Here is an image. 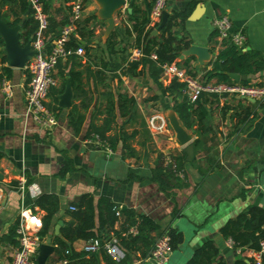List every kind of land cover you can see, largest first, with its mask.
I'll use <instances>...</instances> for the list:
<instances>
[{
    "label": "crops",
    "instance_id": "crops-1",
    "mask_svg": "<svg viewBox=\"0 0 264 264\" xmlns=\"http://www.w3.org/2000/svg\"><path fill=\"white\" fill-rule=\"evenodd\" d=\"M73 1L66 3V8H61L60 1L53 0L47 22L49 16L55 20L65 17L68 21L69 5ZM149 1L125 0L124 6L114 13L112 31L119 26L121 19L126 20L127 7L130 12L132 7L147 11ZM83 2L79 20L94 15L96 11L91 0ZM187 5H192L191 11L196 5L203 6L198 19H185L183 31L191 44L209 49L210 60L221 47L217 36L211 35L215 32L212 20L220 15L227 16L232 32L240 31L244 35V48L239 49L254 50L264 59V0H167L164 10L170 13ZM4 10V7L0 8V13ZM7 19L10 21L12 18L8 16ZM93 23L94 40L103 43L98 37L104 25L98 18ZM75 35L77 37L76 31ZM132 40L133 35L125 36L121 45L116 46L125 45L129 61L134 47L129 48L127 43L131 44ZM95 43L87 52L73 53L75 56L64 58L55 66L53 75L56 82L49 87L43 102L55 117V124L50 127L37 124L25 112L23 87L26 72L23 68L8 66L3 43L0 46V68H9L8 77L0 69V81L6 79L11 85L9 95L0 91V264L6 263L14 248L1 236L11 227L15 228L20 209L37 213L42 223L45 210L35 203L40 195H53L56 199L48 232L43 236L44 241L50 237L53 246L45 264H52L56 246L53 237L59 234L63 223L71 220L69 207L83 194L91 195L94 202L105 196L114 204L117 220L111 230H100L108 239H115L113 231L121 232L122 210H132L137 221L138 216L149 218L163 234H167L168 228L180 232L181 241L171 250L164 264H185L193 250L205 240L214 243L225 264H233L241 257L252 258V251H236L228 245L219 228L247 205L264 209V97L242 99L235 94H225L213 100L202 124L197 126L194 120L191 128L187 129L192 134L191 144L195 139L198 142L196 146L192 144V157L186 161L184 147L176 146L170 127L160 134L151 135L145 126L146 116L162 109L165 98L159 94L157 84L149 78L147 71L143 70L138 75L127 74L126 64L121 60L122 53L119 57H108L104 47L95 46ZM177 60L181 61L178 57ZM193 61L194 57L189 61V68L199 79L210 68L209 61L203 66L194 65ZM117 62L121 67L110 70L109 66ZM69 71L74 73V88L70 84ZM160 77L159 73L157 81L166 86L168 83L162 82ZM250 77V84L259 82L264 86V65ZM62 83V91L58 92ZM66 83L71 91L70 104L61 107L58 96ZM106 92H111L114 98L117 93H126L136 102V114L127 120L126 116L119 115L116 98L113 101L115 117L106 134H115L125 140L122 147L118 139L113 150L94 142V136L86 137L91 123H101ZM225 105L228 108L224 112L222 107ZM247 109L251 111V117L247 116L245 120L250 119L241 123L242 112ZM71 113L81 116L76 131L70 124ZM181 156L182 164L175 165L174 158ZM63 167L66 169L60 173ZM155 174L167 176V179L160 180ZM19 180H23L22 191L17 187ZM165 181L179 186L161 187ZM57 221L61 224L58 233L54 234ZM130 228L134 229L131 234H135L136 227H128L127 232ZM148 233L155 234L153 231ZM84 242L75 239L68 245L72 251L78 252L82 251ZM103 252L102 248L92 252L94 264L105 263ZM126 264L156 263L140 258L135 252L130 254Z\"/></svg>",
    "mask_w": 264,
    "mask_h": 264
},
{
    "label": "trees",
    "instance_id": "trees-1",
    "mask_svg": "<svg viewBox=\"0 0 264 264\" xmlns=\"http://www.w3.org/2000/svg\"><path fill=\"white\" fill-rule=\"evenodd\" d=\"M44 12L48 13L51 8V2L53 0H39ZM61 8H66V3L71 0H59ZM85 0H82V2ZM84 3V2H83ZM153 0L149 1L148 10L151 8ZM5 8L4 12L0 13V18L4 20L8 25L12 26L17 24L20 20L22 24L19 32V43L22 45L27 40H31V36L34 33L37 23L32 18V11L25 0H0V8ZM192 5H187L185 8L167 13L166 19L161 26L158 35L147 38L149 32L153 29V26L149 25V18L146 10H141L132 7L130 13L126 14V20L121 19L118 27L108 35L106 40L101 43L100 41L95 43V46H103L108 57L110 55H118L122 53V63L126 64L125 72L131 75H138L146 70L149 78L157 84L159 94L168 99L171 103L170 106L175 112L177 118L186 129L191 128L192 122L195 120L197 126L202 124V121L207 117L210 106L209 104L213 100H217L218 97L225 96V94L217 95L213 92L202 91L199 93V97L194 102H189L185 96L182 95L183 83L172 79L166 86L160 85L157 81V76L161 72V65L164 63L174 62L179 67L185 69V71L195 76L196 74L189 68V61L192 57H187L184 60L178 61L177 57L182 49H185L191 44L190 39L187 38L186 33L183 31V24L187 16L191 11ZM11 16V20L7 19ZM96 19L95 15H87L83 19L76 22L77 37L71 36L67 42V46L75 49L76 47H82L84 53L90 48L92 41L94 40L93 34V21ZM129 25H127V22ZM67 22V18L63 17L60 20H55L54 17H48V25L44 31V35L48 39H52L57 36L60 27ZM158 24H156L157 26ZM175 28L177 30H175ZM133 35V40L128 47L138 49L140 55L136 59L127 60V53L123 47H116L121 45V42L125 36ZM211 35H216V31ZM119 36V39H116ZM84 41L81 44L80 41ZM101 43V44H100ZM221 47L216 52L213 59L208 64L210 68L206 70L199 78L203 84H229V85H253L262 86V83L250 84V76L262 70L264 65V59L260 53L247 49L240 50L229 39V37L221 39ZM0 46H2V40L0 38ZM126 52V53H125ZM153 53L154 58H150L149 54ZM75 55H68L66 58L73 57ZM4 60V58H2ZM60 60L57 62L56 65ZM121 63V64H122ZM121 66L119 62L112 63L109 69L114 71ZM1 72L6 77L9 76V68L1 67ZM141 72V73H140ZM226 72L237 73L239 75H245L247 78L239 81L231 80ZM70 84L74 88V73L69 71ZM61 76V74H59ZM63 78V77H62ZM213 79V82H209ZM63 82V81H62ZM63 83L58 92L62 91ZM76 88V85H75ZM57 93V91H55ZM158 98V95L154 96ZM117 109L120 116H126L127 120L134 117L136 114V102L134 98L126 93L116 94ZM114 96L111 92H106L105 101L102 112L104 113L100 124L91 123L88 127L86 137L96 136L97 140L104 144L109 150H113L118 142L121 140L122 147H124L123 137H118L115 134H106L111 129V124L114 121ZM44 104V103H43ZM45 106V105H44ZM239 107L240 104L238 105ZM228 105L222 107L225 112ZM224 114V113H223ZM243 117L239 121L247 122L251 117V111L245 110L242 112ZM194 118V119H192ZM70 124L73 129L78 130L79 123L81 121L80 115H69ZM198 140H193V146H196ZM181 158H174L175 165L182 164ZM66 167H63L60 173H63ZM167 174L169 172L167 171ZM156 178L162 180L167 179V176L156 175ZM168 185V186H166ZM179 186V184L171 185L166 181L161 184V187ZM56 199L53 195H40L35 203L45 210V215L42 217V227L39 230L40 236L47 234V229L50 225V217L54 213L56 208ZM74 210L69 211L71 220L63 225L59 229V234L53 237V243L55 246V258L53 261L65 257L67 262L64 264H94L93 254L86 253L84 251H72L68 243L75 240H89L96 238L100 242L109 240L101 233V229L111 230L112 225L117 220V214L115 213V206L105 196L99 197L95 202L91 195L83 194L79 201L72 205ZM124 219L120 225V231H113L115 237V244L119 250L123 253V258L118 263H113L108 256L103 252V258L107 264H126L130 254L138 252L140 258H146L152 248L155 238L163 232L145 216H138V221L134 217L132 210L121 211ZM96 213V217H95ZM96 218V222H95ZM130 226L136 227V233L131 234L127 232V228ZM153 231L155 234L150 235L148 232ZM169 236V243L171 250L175 249L181 241V234L175 228L166 229ZM219 233L223 239H230L232 241V247L240 250L257 251L259 248V242L264 240V209L257 205H247L240 210L234 217L227 219L219 228ZM1 239L8 240L12 245H16L14 239V227H11L8 232L1 236ZM101 249V248H100ZM67 251L68 253H64ZM185 264H225L221 256L219 255L217 247L211 240L203 241L198 247H196L190 258ZM233 264H253V259L249 257H241L236 259ZM260 264H264V255L261 257Z\"/></svg>",
    "mask_w": 264,
    "mask_h": 264
},
{
    "label": "built area",
    "instance_id": "built-area-1",
    "mask_svg": "<svg viewBox=\"0 0 264 264\" xmlns=\"http://www.w3.org/2000/svg\"><path fill=\"white\" fill-rule=\"evenodd\" d=\"M27 1L32 13V18L36 21L37 27L32 34L30 40V48L34 53L28 58L23 66L26 72V81L23 87V98L25 103V112L39 125L50 127L55 124V117L52 112L47 109L43 102L50 86L56 82L53 75L54 68L59 60L66 58L68 55L76 53L82 54V47L75 49L67 46V42L71 36H75L76 22L81 18L82 2L74 0L70 3L69 19L63 24L57 34L52 39H48L44 35L47 28V13L43 11L39 0ZM167 0H153L149 10V25L156 27L160 20L161 12L165 9ZM212 27L216 31L218 41L229 37L230 41L238 48H244V35L240 31L232 32L230 29V21L226 15H220L212 20ZM140 55L138 49H132L129 59H136ZM150 58H154V54H149ZM160 79L164 83H169L172 79L184 84L182 95L189 102L198 99L199 93L202 91L220 94H235L242 99H261L264 97V86L253 85H229L226 83H206L203 84L197 77L188 74L184 68L179 67L174 62L164 63L161 65ZM0 91L4 95H9L11 85L8 80L0 81ZM145 126L151 135H157L164 132L169 126L167 120L161 111H152L145 118ZM94 142L99 143L97 137L94 136ZM91 140V141H92ZM90 141V140H88ZM104 145V144H103ZM107 148V147H106ZM172 165L173 161L170 160ZM174 168V167H173ZM17 187L22 191L24 189L23 180H19ZM70 210L74 207L70 206ZM42 226L41 219L37 213H32L26 209H20L17 214V222L14 228V238L16 245L13 248L10 258L5 264H35V257L38 247L44 242V237L39 235ZM130 233L134 232L130 228ZM228 245L232 246L230 239L226 240ZM102 248L108 258L113 263H118L123 258V253L115 244L114 239L100 242L93 238L86 240L82 245V251L92 253ZM236 251L240 249L235 248ZM64 253H68L65 251ZM171 253L169 236L161 234L158 236L146 259L152 260L156 264H164L168 261ZM253 264H260L261 257L264 255V240L259 242L257 251H252ZM67 260L65 257L59 258L52 264H64ZM107 264V263H104Z\"/></svg>",
    "mask_w": 264,
    "mask_h": 264
},
{
    "label": "water",
    "instance_id": "water-1",
    "mask_svg": "<svg viewBox=\"0 0 264 264\" xmlns=\"http://www.w3.org/2000/svg\"><path fill=\"white\" fill-rule=\"evenodd\" d=\"M96 5V11L94 15L100 19L104 25L103 33L100 37L101 41H105L108 35L111 33L114 23V13L119 11L125 4V0H91ZM203 6L196 5L191 13L187 16L188 21H194L198 19L202 13ZM127 12H130L129 7L126 8ZM167 16V11L163 10L160 15L158 25L152 29L147 38L154 36L158 33L163 25ZM22 21L20 20L15 25H8L0 18V38L3 43V49L5 52V61L8 66L13 68H23L28 58L34 53V50L30 48V41L27 40L24 44L19 43L18 35ZM84 41H80L83 43ZM98 40H93V43ZM187 57H194V65L203 66L210 61V51L207 47L190 44L185 49H182L178 55V59L181 60ZM226 75L234 80L239 81L245 78L244 75L237 73L226 72ZM71 98V91L68 83L65 84L63 92L58 96V105L61 107L69 106ZM163 114L167 120V124L170 127L173 134V141L176 146L184 147L185 159L189 161L193 154V148L191 144L192 134L189 132L177 118L175 112L168 103V99L164 98V104L162 106ZM61 221H57L53 228L54 234L58 233L59 225ZM50 237H47L43 243L38 247V252L35 257V264H45L48 256L53 251V246L50 244Z\"/></svg>",
    "mask_w": 264,
    "mask_h": 264
},
{
    "label": "rangeland",
    "instance_id": "rangeland-1",
    "mask_svg": "<svg viewBox=\"0 0 264 264\" xmlns=\"http://www.w3.org/2000/svg\"><path fill=\"white\" fill-rule=\"evenodd\" d=\"M80 1H81V0H80ZM81 2H82V1H81ZM102 33H103L102 31L99 33V37H98L99 39H100V37H101ZM198 80L200 81V79H198ZM168 103H169V105H170V102H169V101H168ZM163 104H164V103H163ZM159 111L163 112V110H162L161 108H160V110H159Z\"/></svg>",
    "mask_w": 264,
    "mask_h": 264
}]
</instances>
